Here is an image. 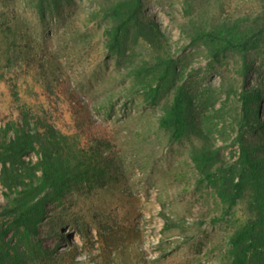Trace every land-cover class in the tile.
I'll return each mask as SVG.
<instances>
[{"label": "rangeland", "instance_id": "obj_1", "mask_svg": "<svg viewBox=\"0 0 264 264\" xmlns=\"http://www.w3.org/2000/svg\"><path fill=\"white\" fill-rule=\"evenodd\" d=\"M117 1L0 0V144L25 112L39 113L71 145L79 140L86 156L105 140L119 172L101 189L84 180L50 201L34 226L0 215V252L7 262L20 251L28 264H70L63 252L73 243V254L91 255L93 264H227L232 236L255 216L250 187L231 200L243 167L241 134L264 143V42L215 57L204 30L244 21L264 0H143L145 25H130L115 41L108 14ZM148 22L156 23L157 37ZM159 54L175 63L168 81L161 80ZM179 86L202 136L173 140L160 125ZM256 90L261 99L252 96L248 115L244 97ZM76 102L103 134L77 132ZM203 146L216 161L202 170L194 155L202 156ZM37 159L35 151L25 156L31 164ZM15 165L26 174L25 165ZM19 189L0 183V212Z\"/></svg>", "mask_w": 264, "mask_h": 264}, {"label": "trees", "instance_id": "obj_2", "mask_svg": "<svg viewBox=\"0 0 264 264\" xmlns=\"http://www.w3.org/2000/svg\"><path fill=\"white\" fill-rule=\"evenodd\" d=\"M142 3L143 0H119L110 9L108 15L115 23L108 33L115 41L120 40V36L130 28V25L139 28L145 25L142 19ZM146 26L156 37L158 36L156 23L148 22ZM204 35L215 57L232 50L250 51L264 42V7L244 21L238 19L204 30ZM157 58L156 64L162 70L161 80L168 81L176 73L174 60L172 57L163 58L160 54ZM65 93L75 96L74 91L69 87L65 88ZM252 96L260 100V90L244 97L245 113L248 115L254 111ZM73 104L76 111L77 132L85 137L97 133L103 134L102 125L94 121L85 103ZM160 125L173 140H180L192 134L199 136L204 134L203 129L195 123L191 112V98L183 86L177 88L173 102L160 118ZM13 129L14 135L9 141L0 144L4 147V151L1 152L4 158L0 183L9 188L16 186L20 189L16 191L14 198L8 200L0 215L13 216L15 223L34 226L43 218L45 208L50 201L64 197L84 180L91 181L93 189H101L117 179L118 169L103 149L108 144L105 140L98 142L91 156H86L85 148L79 140L71 145L68 141L70 136L39 113L31 116L25 112L13 124ZM239 141L243 167L237 174L239 178L235 184L237 191L231 203H235L236 199L250 187L255 193L251 203L255 216L232 236L227 264H264V158L253 154L257 150L264 153V143L253 144L244 134H241ZM31 151H35L38 157L34 164L25 160V156ZM200 151L202 156L194 155L197 162L200 161L202 165L205 162L214 164L215 152L208 146L201 147ZM8 162L10 166L7 165ZM19 162L25 165L26 174L16 167L15 164ZM201 169H205L204 165ZM77 249V245L71 243L69 250L63 252V256L69 258L70 264H93L91 255L85 259L77 258L73 254ZM22 263H29L25 253L17 251L14 254V261L7 262L6 253L0 252V264ZM32 264L54 263L40 260Z\"/></svg>", "mask_w": 264, "mask_h": 264}]
</instances>
